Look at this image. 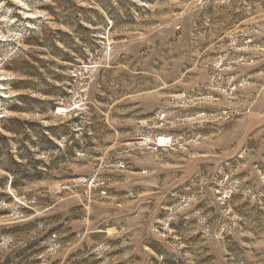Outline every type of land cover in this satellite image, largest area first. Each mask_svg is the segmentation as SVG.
Instances as JSON below:
<instances>
[{
  "label": "rangeland",
  "instance_id": "rangeland-1",
  "mask_svg": "<svg viewBox=\"0 0 264 264\" xmlns=\"http://www.w3.org/2000/svg\"><path fill=\"white\" fill-rule=\"evenodd\" d=\"M0 264H264V0H0Z\"/></svg>",
  "mask_w": 264,
  "mask_h": 264
},
{
  "label": "trees",
  "instance_id": "trees-1",
  "mask_svg": "<svg viewBox=\"0 0 264 264\" xmlns=\"http://www.w3.org/2000/svg\"><path fill=\"white\" fill-rule=\"evenodd\" d=\"M14 183V181H12V184Z\"/></svg>",
  "mask_w": 264,
  "mask_h": 264
}]
</instances>
